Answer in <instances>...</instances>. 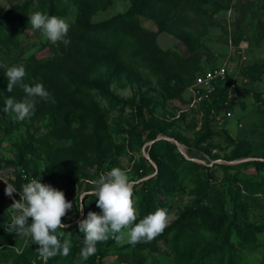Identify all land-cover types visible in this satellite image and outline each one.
Masks as SVG:
<instances>
[{
	"label": "rangeland",
	"instance_id": "rangeland-1",
	"mask_svg": "<svg viewBox=\"0 0 264 264\" xmlns=\"http://www.w3.org/2000/svg\"><path fill=\"white\" fill-rule=\"evenodd\" d=\"M36 11L65 19L70 44H52L33 29L29 17ZM0 64H23V82H41L49 93L47 100L35 98L30 118L17 121L4 110L5 101L22 100L25 93L19 86L8 92L5 69L0 68V160L23 154L30 180L40 179L65 193L73 203L62 218L66 228L85 216V196L100 174L113 167L125 170L134 182L133 199L143 213L139 202L144 196L137 199L135 191L159 172L150 149L161 138L177 142L187 159L205 165L197 178L212 201H248L238 196L243 179L248 181L243 174L250 181L260 179L251 162L264 160V0H0ZM222 65L227 74L218 84L226 86L222 103L229 108L214 111V120L206 121L202 106H191L186 86L197 74ZM140 108L145 120L166 123L164 135L147 139ZM235 154L244 156L233 158ZM157 155L165 167L161 181L179 186L169 195L159 189L153 194L159 208L168 205L170 224L194 206L198 184L182 178L183 164L162 152ZM0 174L7 180L13 176L7 169ZM262 196V203L249 200L240 214L244 237L234 238L241 248L237 264H264V192ZM6 199L17 200L14 193ZM7 200L0 195V264H26L28 253L33 264H45L38 245L8 227L14 213ZM88 207L101 212L96 200ZM225 227L231 228V221ZM66 228L60 230L65 233L61 240L69 239L72 248L74 235ZM213 235L206 232L201 239ZM221 242L216 238L204 244ZM144 243L145 264H177L165 240ZM126 246L110 247L106 264H127ZM71 248L67 256L49 258L47 264L68 262ZM75 258L73 264H83L79 255Z\"/></svg>",
	"mask_w": 264,
	"mask_h": 264
},
{
	"label": "clouds",
	"instance_id": "clouds-1",
	"mask_svg": "<svg viewBox=\"0 0 264 264\" xmlns=\"http://www.w3.org/2000/svg\"><path fill=\"white\" fill-rule=\"evenodd\" d=\"M29 18L32 28L39 30L52 44H70V40L66 39L70 25L65 19L39 11L31 14ZM0 68L5 69L7 91L11 92L14 86H19L25 93V97L19 101L9 97L5 101L4 109L13 113L17 121L22 122L34 114L35 98L47 100L49 93L41 82L32 85L23 82L27 75L23 64H0ZM0 179L6 184L5 195L11 198L17 188L4 175L0 174ZM93 184L91 194L97 198L96 204L101 212L90 211L86 219L77 222L79 231L84 234V247L80 253L82 259L87 260L94 255L97 243L107 241L109 233L118 244L135 245L151 242L168 226L170 217L166 208H157L138 220L139 212L133 199L134 182L122 168L113 167L110 171L101 173ZM81 199L83 200V197ZM72 208L73 203L66 199L63 191L42 183L40 179L32 178L22 185L19 199L13 200L9 208L14 215L8 227L38 245V255L47 264L49 258L57 255L67 256L70 252L71 241H62L61 237L65 233L60 230L68 227L62 218ZM79 211L83 212V205Z\"/></svg>",
	"mask_w": 264,
	"mask_h": 264
},
{
	"label": "trees",
	"instance_id": "trees-1",
	"mask_svg": "<svg viewBox=\"0 0 264 264\" xmlns=\"http://www.w3.org/2000/svg\"><path fill=\"white\" fill-rule=\"evenodd\" d=\"M143 5L144 4H142V6ZM128 13H133V11L130 10ZM104 39L108 41L109 35L105 34ZM194 78L192 81H194ZM192 81L187 84L186 89L189 87ZM225 92L226 86H221L218 84L217 89L213 94L212 100L206 101L201 105L205 112L206 121L214 120V111L222 112L223 109L229 108V106L225 108V105L222 103ZM139 113L143 124L142 132H148L147 139H156L158 136L165 134L167 131L166 123L159 119L156 121L145 120L142 108H140ZM130 130L134 135L135 133H133V131H135V128H131ZM142 132L137 134L140 135ZM207 135H205L201 140L207 139ZM158 151L162 152V154H167L169 158H174L180 164H183L181 171L182 178L187 179L188 182H193L194 180L198 184V191L197 199L194 201V206L191 208L186 207L183 211H181L178 218L168 224L163 233L154 238L151 243L156 245L157 240H165L168 243L170 252L175 257L177 264H237V252L238 250L240 251L241 248L237 247L236 243L234 242V238L237 237L238 240L241 241V239L243 240L244 237L240 232V228L242 226L239 222V218H241L240 214L244 209V205H247L249 200H254V204L256 205L262 203L261 197H263L262 193L264 192V160L257 159L251 162L256 169L255 173L257 175L260 174L259 180L250 181L248 175L243 174L244 178H246L248 181H245V179H243V181L241 180L244 184V187L242 186L243 191H240L241 189L239 188L238 196L241 194V196L248 198V201L246 200L245 202H242L239 198H237L238 196L236 197L237 199H234L235 197H232L231 199H225L221 197V199L218 198L212 201V199L208 197L209 195L207 193L206 187L200 182V178H197L199 177L197 175L198 170L205 167V165L187 159L185 155L179 151L175 142L165 138L158 139L152 145L150 152L151 158H153V160L159 164V172L154 177L143 181L142 188H137L135 191V197H137V199L140 197V195L144 196L139 202V211L143 212L144 214L140 213L138 220L148 215L151 207L153 208V212L159 208L160 202L158 200L156 201V197L153 196L154 191L159 189L161 192H165L169 195L174 193L179 187L176 185L177 181H175V184H173V181L162 182L165 179V167L160 163V159L157 155L159 153ZM242 156L244 155L235 154L233 155V158H239ZM24 164L25 159L23 154H21L17 160H0V169H7L13 175L12 177L8 178V181L17 188V192L14 193L17 200L19 199V190L21 189L22 185L30 181L28 177L23 176L24 173L30 176V173L27 171ZM153 181H156V183ZM5 187L6 184L4 181H0V195L2 198H4V200H7V195H5L4 192ZM148 187L151 189L148 190ZM259 189H262V191H259ZM248 191H250V193ZM85 198L87 199V204L85 207V216H83L82 219H86L88 212H90L88 202L92 203L97 199L92 194L86 195ZM146 198L150 200L148 206H146ZM226 200H228V202ZM153 201L154 205L152 204ZM7 202L12 204L13 199H9ZM145 206L146 208L142 209V207ZM165 208L168 209V205H166ZM95 211L97 212V210ZM247 215L248 213L245 214V216ZM230 221L231 228L225 227L226 229H223V227L229 224ZM66 229L70 230L71 234L74 235V241L71 248L72 255L70 254V258H72L73 261L71 263V259L69 258L68 262H60L62 264H73L75 263L74 259H76V255L81 257V249L84 247V234L79 231L78 225H73ZM219 229H221L220 232ZM262 229L263 228L260 227L258 232H260ZM206 232L212 233L214 235L209 238L201 239L204 238ZM111 237L112 234L109 233V239L107 241L98 242L96 245V253L90 256L87 260L83 259V261H87L90 264H106L105 258L108 253V249L117 244L116 241ZM256 237L257 236H255V238ZM216 238L222 240L219 245L210 247L204 244L205 241L212 239L215 240ZM145 246L146 244L144 242L137 243L135 245L127 244L126 247L129 249L130 253V259L127 264H145L148 258V255L142 251L143 247ZM255 246L257 245L248 247V251L256 248ZM32 257L33 256L31 253H28L26 259L29 261L26 260V264H33L35 262L33 261L34 259ZM40 262L39 264H41Z\"/></svg>",
	"mask_w": 264,
	"mask_h": 264
},
{
	"label": "built area",
	"instance_id": "built-area-1",
	"mask_svg": "<svg viewBox=\"0 0 264 264\" xmlns=\"http://www.w3.org/2000/svg\"><path fill=\"white\" fill-rule=\"evenodd\" d=\"M227 74L226 66H217L209 68L194 78V81L189 85L187 92L190 95L191 106H201L206 101H211L213 94L216 91L217 84L225 79ZM227 116H231L230 110L226 112ZM24 177L30 178L26 173ZM83 264H90L87 261H83Z\"/></svg>",
	"mask_w": 264,
	"mask_h": 264
},
{
	"label": "water",
	"instance_id": "water-1",
	"mask_svg": "<svg viewBox=\"0 0 264 264\" xmlns=\"http://www.w3.org/2000/svg\"><path fill=\"white\" fill-rule=\"evenodd\" d=\"M176 144L178 145L177 142H176ZM183 153H185V152H183ZM84 199H85L84 197H83V200L81 199V201H82V205H84V202H85Z\"/></svg>",
	"mask_w": 264,
	"mask_h": 264
}]
</instances>
